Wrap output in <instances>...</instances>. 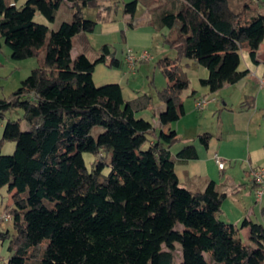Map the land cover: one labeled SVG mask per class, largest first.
Instances as JSON below:
<instances>
[{
	"label": "trees",
	"instance_id": "obj_1",
	"mask_svg": "<svg viewBox=\"0 0 264 264\" xmlns=\"http://www.w3.org/2000/svg\"><path fill=\"white\" fill-rule=\"evenodd\" d=\"M17 1L0 0V46L4 39L13 59L36 57L39 66L0 97V191L12 194L13 230L0 232V244L9 240L8 264H264V224L223 221L228 193L214 180L203 190L184 186L176 166L198 159V148L188 143L173 155L182 138L165 130L186 113L183 60L207 69L199 82L210 93L240 82L250 71L240 68L242 50L259 63L264 14L249 16V4L242 10L230 0H143L152 25L176 29L166 41L177 56L157 62L167 84L157 90L165 109L156 116L150 94L127 99L119 83H95L98 64L124 66L110 44L94 60L85 51L72 58L75 37L96 29L83 9L98 0H27L21 7ZM65 2L71 21L56 30L35 21L40 12L54 22ZM137 6L138 0L126 3L125 13L134 17ZM12 110L22 117L7 119ZM146 110L158 126L137 117ZM212 136L197 139L208 148ZM6 142L16 143L12 154L2 153ZM84 153L97 159L90 170ZM245 227L250 243L240 236Z\"/></svg>",
	"mask_w": 264,
	"mask_h": 264
},
{
	"label": "rangeland",
	"instance_id": "obj_2",
	"mask_svg": "<svg viewBox=\"0 0 264 264\" xmlns=\"http://www.w3.org/2000/svg\"><path fill=\"white\" fill-rule=\"evenodd\" d=\"M13 0H7L11 2ZM27 0H18L16 5L18 7L23 6ZM132 0H98V6L85 7L83 9V15L87 19L97 21V26L94 32L86 34L87 43L82 40V37L77 36L74 39V46L72 50V58L76 59L77 55L82 51H85L87 56L94 60L96 58V52L103 44H110L116 49V56L124 61V55L126 51L131 48L136 56H141L144 51H147L151 56L148 60L138 61L136 66V74L130 79L132 88L139 91L147 92L154 100V104H161L165 109V105L159 102L157 90L162 89L166 85V78L163 75L161 68L157 66L159 59L163 57L175 58L177 56V50L172 48L166 41L168 36L175 34L176 29L163 28L158 30L154 25L150 23L151 14L149 8L143 3V0H138V6L134 17L125 13L126 3ZM231 4L238 8H244V5L249 4L251 7H247L246 11L249 16L252 14H264V0H230ZM72 9L69 3H63L56 13L54 22H50L44 15L37 12L35 21L45 24L50 30H56L61 23L65 21H71ZM134 25V27L131 26ZM90 46V47H89ZM44 55V49L42 56ZM241 69L249 68L254 72L257 70V75H264V41L262 42L258 50L259 63H254L249 59L247 51L242 50ZM39 66L38 58H28L23 60H15L11 57V48L5 43V40H1L0 46V97L6 98L10 96L17 88L20 87L21 81L30 75L31 71ZM127 68L125 63L124 67ZM182 71L187 75L190 80L189 88L183 95L186 115L181 118L180 123L174 122L173 124H179L181 130L179 132L182 141L173 146V155H175L185 144L193 143L205 152V149L199 143L197 136L204 132H210L214 136L221 138V147L227 150L229 156H225L222 150L216 151L226 161L227 175H233L236 181L240 184V189L237 192V188H230L228 198L225 200L222 206V213L220 218L228 223L235 225L239 219V227L242 219L240 215V203L245 206V210H255V215L252 216V220L262 222V211H260L262 204L257 202L252 188L250 189V183L247 180L246 172L257 168L255 164L264 162V89L261 86L255 85L251 76L248 78V85L246 89L232 91L224 90L218 92L214 97L218 98V103H210L205 106L204 110L200 111L196 108V100L190 95L193 89L202 93L203 89L199 82V77L204 75L205 67L196 64L192 60L184 59L181 65ZM94 80L97 85H104L105 82L103 73L96 71L94 74ZM241 91V93H240ZM230 92H232L230 94ZM261 93L260 108H246L244 112L240 111H227L224 109L223 114L219 113L218 108L224 107L225 100L228 101V106L232 107L231 102L227 100L229 97H234L236 103L234 107L242 102H250L253 105L254 101L251 100L250 94ZM125 95L127 91L125 90ZM188 95V96H187ZM221 95L224 98H221ZM227 95H231L228 96ZM205 97V96H203ZM200 96V98H203ZM213 97V96H212ZM237 97H241L239 100ZM237 100V101H236ZM155 111H158L155 106ZM22 110H12L7 113V119H18L22 117ZM137 117H144L145 119L154 122L152 110H146L137 113ZM242 127L240 130H235V126L240 124ZM3 124L0 125V135L3 133ZM26 126H24V129ZM194 130V133L191 131ZM101 129L95 128L94 134L97 135ZM190 132L192 134H190ZM193 135V136H192ZM16 143L6 142L2 148V153L9 155L14 152ZM105 155L104 152L101 156ZM84 159L89 170L91 169L92 162L96 161V157L91 153H84ZM231 160V164L229 161ZM230 164V165H229ZM261 167V166H260ZM109 168L104 170L107 174ZM246 178H242V177ZM240 181V182H239ZM218 185V184H217ZM226 186L218 185L220 191H224ZM12 204V194L7 188H3L0 191V232L7 229L13 230L12 220L5 221L4 215L8 213V207ZM244 217V216H243ZM246 218V217H245ZM241 219V220H240ZM240 236L243 241L250 243V234L240 229ZM9 240L0 244V251L3 253L1 260H5V264H8L9 252L7 250ZM177 258L175 263H179L181 260V247L177 246ZM5 256V257H4ZM4 264V263H2Z\"/></svg>",
	"mask_w": 264,
	"mask_h": 264
},
{
	"label": "crops",
	"instance_id": "obj_3",
	"mask_svg": "<svg viewBox=\"0 0 264 264\" xmlns=\"http://www.w3.org/2000/svg\"><path fill=\"white\" fill-rule=\"evenodd\" d=\"M17 4V3H16ZM82 37V36H81ZM87 37L88 35L86 36H83L82 37V40L83 41H88L87 40ZM85 38V39H84ZM85 41V42H86ZM125 56V55H124ZM124 61H125V57H124ZM141 61V60H139ZM125 65L127 68H120V69H110L108 68L106 65L104 64H98L96 67H95V72L94 74L96 73L97 70H99V72L103 73L104 75V79H105V82H108V83H119L122 87H123V90H124V95L126 94L125 93V90L127 91V95H125V97L127 99H133L135 97H137L139 94H143L142 91H139L135 88H132L131 87V84H130V79L133 75L136 74V72H132L130 67L128 66V64L126 63L125 61ZM246 69H249V68H246ZM136 70H137V66H136ZM135 70V71H136ZM250 70V69H249ZM204 75H201L199 77V80L200 78L202 77H206L208 72H207V69L204 70ZM257 70H255L254 72L252 71H249V74L244 78L242 79L240 82L234 84V85H230V86H226L224 89H222V91L224 90H227L228 91H232V89H235V90H242L243 89H246L247 85H248V76L250 75L251 76V80L252 82L255 84V85H258V86H261L263 89H264V84L261 82V80L264 78V75L262 76H258L257 75ZM167 84V82H166ZM166 86V85H165ZM202 93H199L198 90L196 89H193L190 94V95L194 100H196L197 98H199L200 96H207L209 98H214L215 100H212L210 103H218V98L217 97H214V95L216 93H210L209 89L207 87H203L202 86ZM187 90V89H186ZM183 92L182 94V100L184 101L183 99V95L185 94V91ZM193 91H195L196 93L194 94ZM144 93H147V92H144ZM218 93V92H217ZM232 92H230L231 94ZM241 93V91H240ZM263 94H264V91H263ZM187 95V96H188ZM213 96V97H212ZM228 96H231V95H227ZM260 97H261V93H256V94H250V98L251 100L254 101L253 105L250 104V102H242L240 103V105H238V101H237V106L238 107H234L235 106V102H234V97L232 98H228L227 100H229V102H231L232 104V107H229L228 106V101L225 100L224 102V107L221 108L219 107L217 111H219V113L222 115L223 114V111L224 109L227 110V111H240V112H244L245 109L248 107L250 108H255V109H261L260 108ZM264 97V96H263ZM221 98L223 99L224 96L221 95ZM239 100L241 99V97H237ZM160 102V101H159ZM184 104V102H183ZM208 105V104H207ZM158 109V111H155V115L157 116L159 113H161L164 109L162 108L161 104H156L155 105ZM184 108H185V104H184ZM204 110V109H203ZM202 111V110H200ZM185 112H186V109H185ZM154 115V113H153ZM186 115V113H185ZM184 115V116H185ZM183 116V117H184ZM182 117V118H183ZM156 125L158 126V123H157V117H155V121ZM180 123V121H178ZM240 124H237L235 126V130H240V128L242 127V124L241 122H239ZM173 128L177 131V133L179 134L180 130H181V127L179 124H176L174 125L173 123L170 124L169 126H167L165 128V130H167L168 128ZM191 131L194 133V130L191 129ZM190 134H192L190 132ZM212 134V133H211ZM213 135V134H212ZM193 136V135H192ZM223 136L221 138L219 137H216V136H212V139L210 140V143H209V146L208 148L204 147L202 145V147L205 149V152H203L200 147L197 146L198 148V153H199V158L198 159H193V160H190L188 161L187 163L185 164H178L176 166V172H177V175H178V178H179V181L186 187L190 188V189H193V190H203L205 189L207 183L209 180H214L218 185L220 186H226L223 188L224 192L228 193L229 195V191H225V190H229L230 188H237V192L240 190L238 189L239 188V185L242 184V183H238L236 181V178L233 177V175H227V168H224V169H220L218 167V164L216 162V159H215V154L217 153L219 156H221L216 150L217 149H220L222 150L223 154L225 156H229L228 155V152L227 150L223 149L220 145H221V142L223 141ZM171 151L173 152V147L171 148ZM225 160V159H224ZM229 163L231 164V160L229 161ZM229 164V165H230ZM227 165V164H226ZM254 166H264V162L260 163L259 165L258 164H255ZM256 168V167H255ZM250 170L246 172V175H247V180L249 181L250 183V189L252 188V191H253V184L251 182V175H250ZM242 178H246L245 176L242 177ZM240 182V181H239ZM240 207V212L241 215H240V218H249V219H252L255 215V210L252 209L251 211L248 210L246 211L245 210V206L243 204L240 203L239 205ZM262 211V222L259 221V219H257V222H260V223H263L264 224V210H263V207L261 206L260 208ZM244 216V217H243ZM241 220V219H240ZM243 220V219H242ZM239 219H238V222H236V224L238 223L239 225ZM237 225V226H238ZM242 231H246L247 233H249V228L248 227H245L242 229ZM250 234V233H249ZM3 256V253L0 251V264L2 263H6L5 260H1ZM5 257V256H4ZM8 260V259H7Z\"/></svg>",
	"mask_w": 264,
	"mask_h": 264
},
{
	"label": "built area",
	"instance_id": "obj_4",
	"mask_svg": "<svg viewBox=\"0 0 264 264\" xmlns=\"http://www.w3.org/2000/svg\"><path fill=\"white\" fill-rule=\"evenodd\" d=\"M151 56L148 54L147 51H144L141 56H136L133 53V50L129 48L126 51L125 61L127 62L128 66L130 67L132 72H135L136 70V64L139 60H148ZM261 82L264 84V78L261 80ZM212 100H215L214 98H209L207 96L203 98H197L196 99V108L198 110H203L209 102ZM215 159L218 164V167L220 169H224L226 167V161L219 156L217 153L215 154ZM251 175V182L253 184V192L256 197L257 202L262 204V207L264 209V166L257 167L255 169H252L250 172ZM5 221H10L12 219V215L8 212L4 215Z\"/></svg>",
	"mask_w": 264,
	"mask_h": 264
}]
</instances>
